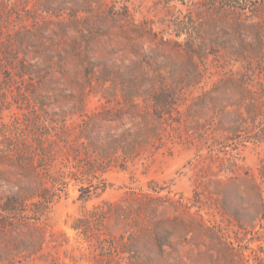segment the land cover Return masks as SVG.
<instances>
[{"label": "rangeland", "instance_id": "rangeland-1", "mask_svg": "<svg viewBox=\"0 0 264 264\" xmlns=\"http://www.w3.org/2000/svg\"><path fill=\"white\" fill-rule=\"evenodd\" d=\"M263 136L264 0H0V264H264Z\"/></svg>", "mask_w": 264, "mask_h": 264}, {"label": "trees", "instance_id": "trees-1", "mask_svg": "<svg viewBox=\"0 0 264 264\" xmlns=\"http://www.w3.org/2000/svg\"><path fill=\"white\" fill-rule=\"evenodd\" d=\"M27 63H21L20 66H21V75H25L26 72H29L30 73H34L32 68H31V65H26ZM31 69V70H29ZM157 95H160L159 97H162V98H167L169 97L167 94H157ZM158 99V98H157ZM169 105V104H168ZM160 107L162 108H158V113L161 114L163 113V108L164 105H160ZM163 109V110H162ZM263 133V129L260 131V134ZM264 137V136H263ZM18 204V201L17 199L15 198H10L8 201L4 202L1 206H0V212L5 214V215H11V214H14L15 212H17L16 210V205Z\"/></svg>", "mask_w": 264, "mask_h": 264}]
</instances>
